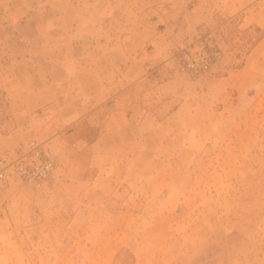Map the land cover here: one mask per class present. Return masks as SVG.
I'll use <instances>...</instances> for the list:
<instances>
[{
    "label": "crops",
    "instance_id": "crops-1",
    "mask_svg": "<svg viewBox=\"0 0 264 264\" xmlns=\"http://www.w3.org/2000/svg\"><path fill=\"white\" fill-rule=\"evenodd\" d=\"M154 1L0 0V41L6 51L0 62V115L9 113L12 120L7 128L0 124V144L31 135L47 140L59 160L57 193L49 203L96 206L99 216L88 212V218L98 219L108 212L117 187L134 196L131 203L142 200L143 188H175L171 161L191 151L185 142L178 144L185 137L176 134L177 123L188 122L189 102L182 97L163 113L156 103L134 100L141 83H149L142 87L144 97H154L155 85L162 91L157 96L178 95L160 65L162 50L148 51L157 40L153 21L147 19ZM252 1H227L230 8L222 14L232 16L246 7L241 26L259 24L264 0ZM156 68L161 73L154 79ZM237 77L246 78L249 89L264 81V49L252 48L241 67L218 78L228 104L220 112L237 104ZM255 102L264 104V97ZM204 127L195 133L198 141L208 132ZM160 158L165 159L162 166ZM15 200L10 196L0 211V264L15 263L20 252L26 259L31 248L23 242L34 224L31 206L18 208ZM35 228L38 238L54 235ZM41 246L36 242L32 248ZM39 251L44 259L58 248Z\"/></svg>",
    "mask_w": 264,
    "mask_h": 264
},
{
    "label": "rangeland",
    "instance_id": "rangeland-1",
    "mask_svg": "<svg viewBox=\"0 0 264 264\" xmlns=\"http://www.w3.org/2000/svg\"><path fill=\"white\" fill-rule=\"evenodd\" d=\"M227 1L232 2L156 0L149 9L151 18L146 15L153 21L157 39L155 46L148 45V51L162 50L165 59L160 65H164V76L172 80L178 95L157 96L162 91L155 85L154 97H144L142 87L149 83H141L134 100L144 105L156 103L163 113L182 97L189 102L188 122L177 123L176 134L185 137L178 144L190 146L191 151L171 161L175 188H143L142 200L131 203L129 198L134 196L126 195L123 186L117 187L106 206L108 212L89 219L88 212L99 216L101 210L89 204L49 203L57 193L54 180L59 160L47 140L31 135L1 142L0 157L14 159L38 144L56 162L50 178L41 185L13 176L0 194V211L10 196H16L18 208L25 203L31 206L34 224L23 239L31 248L26 259L20 252L13 264H40L42 260L45 264H264V104L255 102L264 97V81L251 84L249 89L247 79L237 77V104L223 112L222 85L216 82L241 67L252 48L264 49V12L261 23L241 26L247 8L225 16L223 10L228 13L230 8ZM261 5L263 10L264 3ZM204 26L214 28V39L224 53L209 71L192 76L180 67L179 59L184 50H195L192 41ZM5 54L0 41V62ZM160 73L156 68L152 77ZM11 123L9 113L0 115L1 127ZM204 124L208 132L198 141L195 133L204 132ZM164 161L160 158L159 165ZM36 225L54 235L38 238ZM36 242L42 246L32 248ZM52 246H57L58 252L43 259L39 249Z\"/></svg>",
    "mask_w": 264,
    "mask_h": 264
},
{
    "label": "built area",
    "instance_id": "built-area-1",
    "mask_svg": "<svg viewBox=\"0 0 264 264\" xmlns=\"http://www.w3.org/2000/svg\"><path fill=\"white\" fill-rule=\"evenodd\" d=\"M204 27L205 30L192 41L196 46L195 50H184L179 59L180 67L192 76H201L209 71L224 53L214 39V28ZM55 166L54 156L38 144L21 151L14 159L0 157V194L13 176L30 184L41 185L50 178Z\"/></svg>",
    "mask_w": 264,
    "mask_h": 264
}]
</instances>
